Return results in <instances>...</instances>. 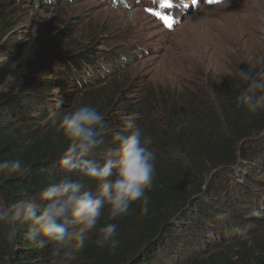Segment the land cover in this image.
I'll return each instance as SVG.
<instances>
[{"label": "trees", "instance_id": "1", "mask_svg": "<svg viewBox=\"0 0 264 264\" xmlns=\"http://www.w3.org/2000/svg\"><path fill=\"white\" fill-rule=\"evenodd\" d=\"M23 2L0 0V10L12 12ZM5 26L4 20L0 22V29ZM68 30L67 25L52 36L60 39ZM15 42L11 44L18 45ZM15 51L3 71L14 74L10 69L16 64L22 75L0 88V160L20 159L28 170L11 178L0 175V206L23 193L35 198L62 174L57 160L64 141L56 130L60 113L51 115L55 108L63 113L80 106L81 94L95 96L89 87L114 79L126 66L120 63L125 56L120 51L92 45L63 47L48 63L33 58L25 45ZM140 91L136 80L126 79L114 93L105 94L104 104L90 99L88 105L105 116L98 130L104 143L91 154L96 162L102 164L114 149L113 134L126 131V123L145 126L142 118L150 106ZM223 92L218 93L219 116L201 110L191 121L165 123L166 139L153 145L158 153L154 186L147 193L149 213L142 215L137 201L127 216L115 221L107 219L106 211L101 216L98 226L108 222L118 226L120 243L115 251L95 244V230L85 233L79 247L74 241L40 247L24 238L23 229L15 242L7 241L3 225L0 264H155L160 257L169 264H264V239L251 228L264 217L248 216L256 208L264 211V193L256 189L264 188V179L252 178L264 175V112L250 114L238 108L239 89ZM86 186L94 190L93 185Z\"/></svg>", "mask_w": 264, "mask_h": 264}, {"label": "rangeland", "instance_id": "2", "mask_svg": "<svg viewBox=\"0 0 264 264\" xmlns=\"http://www.w3.org/2000/svg\"><path fill=\"white\" fill-rule=\"evenodd\" d=\"M165 2L54 0L48 4L40 0L37 4L24 0L12 12L0 10V22L6 23L0 29V88L6 89L8 82L21 77L16 64L10 69L14 74L3 70L23 45L42 63L51 61L63 47L92 45L120 51L130 59L127 63L120 60L126 66L114 72V79L89 87L90 94L94 93L95 102L101 105L105 94L121 81L136 80L139 95L150 106L142 121L146 134L154 138L153 145L166 139L163 129L167 120L181 124L201 110L219 116L218 93L222 89L243 91L247 86L234 75L235 67L251 68L254 73L264 68V0H167L174 5L171 8L165 7ZM67 25L69 30L62 38L52 36ZM192 50L198 53L196 57L189 54ZM54 92L60 93L58 89ZM92 96L83 98L81 94L79 104L88 105ZM153 145L150 147L158 153ZM252 178L263 180L264 175ZM256 189L264 193V188ZM251 228L264 239V221ZM169 263L160 257L155 264Z\"/></svg>", "mask_w": 264, "mask_h": 264}, {"label": "clouds", "instance_id": "3", "mask_svg": "<svg viewBox=\"0 0 264 264\" xmlns=\"http://www.w3.org/2000/svg\"><path fill=\"white\" fill-rule=\"evenodd\" d=\"M46 2L53 4L54 0ZM128 19H132L131 13ZM189 54L192 57L198 55L196 50ZM121 60L127 63L126 56L122 55ZM104 70L110 69L106 67ZM234 75L247 85L236 96V106L250 114L264 112V68L254 73L251 68L235 67ZM57 113L60 115L56 120V130L64 141L57 160L62 174L41 188L35 198H26L27 193H23L0 206V226L7 225L4 238L15 242L23 229L24 238L36 246L74 241L79 247L85 243V233L95 230V244L115 251L120 243L118 226L113 222L98 226L100 218L105 211L109 221L127 216L137 201L140 202L141 214L149 213L151 200L147 193L154 186L157 159L150 147L154 138L146 134L143 127L128 122L126 131L114 132L115 147L101 164L93 160L91 154L104 143L102 138H98V130L105 121L104 114L87 104L63 113L57 106L51 115L56 116ZM27 170L20 159L0 160V175L5 177L24 174ZM86 184L93 185L94 190ZM248 216L264 217V211L256 208ZM70 226L74 231L69 232Z\"/></svg>", "mask_w": 264, "mask_h": 264}, {"label": "snow or ice", "instance_id": "4", "mask_svg": "<svg viewBox=\"0 0 264 264\" xmlns=\"http://www.w3.org/2000/svg\"><path fill=\"white\" fill-rule=\"evenodd\" d=\"M164 6H165V7H170V8H171V7H173L174 5L171 4V3H169V2H167V0H166ZM169 26H171V25H169Z\"/></svg>", "mask_w": 264, "mask_h": 264}]
</instances>
